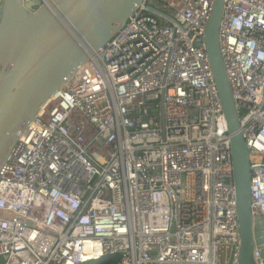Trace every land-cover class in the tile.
Instances as JSON below:
<instances>
[{"label":"built area","instance_id":"1","mask_svg":"<svg viewBox=\"0 0 264 264\" xmlns=\"http://www.w3.org/2000/svg\"><path fill=\"white\" fill-rule=\"evenodd\" d=\"M214 2L143 0L50 95L0 164L2 264L238 263L235 134L203 46ZM219 48L249 152L254 229L264 222V0H223ZM263 253L255 245V264Z\"/></svg>","mask_w":264,"mask_h":264},{"label":"water","instance_id":"2","mask_svg":"<svg viewBox=\"0 0 264 264\" xmlns=\"http://www.w3.org/2000/svg\"><path fill=\"white\" fill-rule=\"evenodd\" d=\"M143 0L0 1V164L50 95L126 24ZM156 15L173 19L149 7ZM223 0H215L203 46L231 138L240 249L237 264H255L249 152L219 48ZM264 223V222H263Z\"/></svg>","mask_w":264,"mask_h":264},{"label":"rangeland","instance_id":"3","mask_svg":"<svg viewBox=\"0 0 264 264\" xmlns=\"http://www.w3.org/2000/svg\"><path fill=\"white\" fill-rule=\"evenodd\" d=\"M254 241H255L256 247L260 249V251H263L264 250V223L261 220L255 221ZM0 264H2L1 259H0Z\"/></svg>","mask_w":264,"mask_h":264},{"label":"trees","instance_id":"4","mask_svg":"<svg viewBox=\"0 0 264 264\" xmlns=\"http://www.w3.org/2000/svg\"><path fill=\"white\" fill-rule=\"evenodd\" d=\"M118 261V256L117 255H110L106 256L96 262H91L88 264H115Z\"/></svg>","mask_w":264,"mask_h":264},{"label":"crops","instance_id":"5","mask_svg":"<svg viewBox=\"0 0 264 264\" xmlns=\"http://www.w3.org/2000/svg\"><path fill=\"white\" fill-rule=\"evenodd\" d=\"M263 255H264V253H263Z\"/></svg>","mask_w":264,"mask_h":264}]
</instances>
